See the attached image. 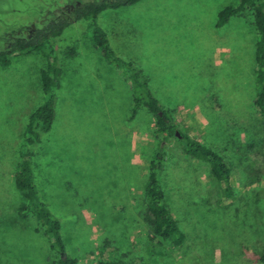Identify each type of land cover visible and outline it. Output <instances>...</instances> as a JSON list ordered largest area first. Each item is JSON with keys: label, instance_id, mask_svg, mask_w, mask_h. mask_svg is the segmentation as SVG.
I'll return each instance as SVG.
<instances>
[{"label": "rangeland", "instance_id": "374dc122", "mask_svg": "<svg viewBox=\"0 0 264 264\" xmlns=\"http://www.w3.org/2000/svg\"><path fill=\"white\" fill-rule=\"evenodd\" d=\"M97 1L0 0V51L9 42L5 34L45 25L48 11ZM238 1L143 0L105 11L98 25L115 53L150 77L183 130L224 155L232 168L237 209H250L261 226L264 118L253 104L254 19L245 12L216 28L218 13ZM90 23L76 22L41 50L0 65V264H53L57 257L36 221L20 217L22 198L15 183L30 118L45 103L42 73L50 67L59 72L54 75L57 114L52 131L34 147V168L41 196L62 222L67 253L81 264H96L106 241L118 257L127 256L126 263L154 253L157 241L146 243L140 216L155 152L154 119L143 109L127 122L133 107L129 85L95 47ZM183 149L172 146L163 182L188 246L199 238L193 240L190 260L163 246L167 263L211 264L202 243L208 238L215 264H252L264 251V234L257 229L254 239L232 238V220L227 221L233 201L223 199L210 166ZM236 243L245 262L234 260Z\"/></svg>", "mask_w": 264, "mask_h": 264}, {"label": "trees", "instance_id": "16d2710c", "mask_svg": "<svg viewBox=\"0 0 264 264\" xmlns=\"http://www.w3.org/2000/svg\"><path fill=\"white\" fill-rule=\"evenodd\" d=\"M141 1L143 0H101L81 2L74 7H59L57 12H47L48 19L45 25L31 30L24 28L21 30L22 32H14L11 33L12 35L8 34L9 36L5 34L4 36L9 42L5 49L0 51V65L8 66L11 64L12 57L33 50H41L51 41L61 38L64 31L74 23L82 20L91 21V39L95 47L102 51L104 58L109 63L114 64L118 70L124 73V80L129 85L133 107L127 122L129 124L134 122L143 109L147 110L154 119L155 152L144 186L145 207L140 214L148 231L149 241L146 243L153 245L157 241L153 246L154 253L151 257L145 255L136 260L133 259L131 263H126L124 259L127 256L118 257L113 248L109 246V241H106L95 256L96 264H163V262L168 264L169 260H166L169 254L162 248L165 245L170 248L171 253L180 251L185 260L191 259L193 240L199 237L196 236L191 240V244L188 246L190 239L182 228L181 221L173 215L163 182L165 164L175 143L182 146L187 155L208 164L213 183L222 190L223 199L233 201L232 217L230 221H227L229 224L232 220V238L254 239L256 235H259L257 234L259 230L261 235L264 234V225H259L255 213L250 209L246 211L237 209L238 196L232 183V168L224 155L183 130L180 122L174 116L173 110L153 90L150 77L136 63L119 57L113 50L107 33L99 27L98 19L105 11L134 6ZM245 12H250L253 16L257 35L254 54L257 95L253 104L264 118V0H239L237 4L224 7L218 13L216 28L223 29L232 18ZM58 74L59 72L53 70V67L42 73L43 91L46 95L45 103L30 118L20 152V161L15 172L16 187L22 198L18 211L22 219L36 221L38 232L44 230L45 237L50 241L51 251L57 254L53 264H81L79 259L67 253V244L62 233V222L41 196L34 168V147L40 145L44 136L52 131L56 119L54 75ZM204 240L205 242L202 241L204 253L207 255L206 252H208L211 264H215L214 257L210 253L214 243L210 242L208 238ZM236 247L238 251L233 254L234 260L239 263L245 262V252L240 249L237 243L235 249ZM215 251L219 253L220 249H215ZM249 263L264 264V251L258 253L256 260Z\"/></svg>", "mask_w": 264, "mask_h": 264}]
</instances>
